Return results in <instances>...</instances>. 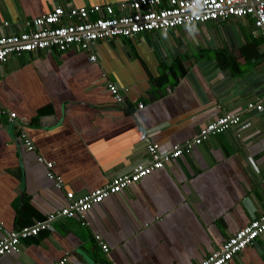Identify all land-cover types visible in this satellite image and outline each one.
Segmentation results:
<instances>
[{"label":"crops","instance_id":"1","mask_svg":"<svg viewBox=\"0 0 264 264\" xmlns=\"http://www.w3.org/2000/svg\"><path fill=\"white\" fill-rule=\"evenodd\" d=\"M118 1L0 0V25L18 31L56 4ZM91 51L94 61L70 48L0 62V238L62 206L65 192L82 194L144 163L142 134L173 143L223 113H237L239 122L93 205L84 223L50 222L0 264H196L264 211V111L245 106L264 94L258 31L251 17H230L100 40ZM227 264H264L262 238Z\"/></svg>","mask_w":264,"mask_h":264},{"label":"built area","instance_id":"2","mask_svg":"<svg viewBox=\"0 0 264 264\" xmlns=\"http://www.w3.org/2000/svg\"><path fill=\"white\" fill-rule=\"evenodd\" d=\"M249 16L264 49V0H122L115 3L74 6L72 4L54 5L47 12L23 20L18 31L3 32L8 27L4 21L0 25V62L8 56H18L37 50H56L59 52L75 48L87 51L88 59L94 61L91 51L97 41L114 37H129L141 32L167 31L183 24L201 23L209 20L222 21L230 17ZM106 89L116 103H123L124 95L117 85L106 83ZM248 110L264 111V94L245 104ZM142 103H137L141 108ZM0 107V112H3ZM8 121L13 122L15 112H7ZM237 113H223L200 126L195 134L173 143H156L147 139L145 151L147 160L137 163L126 172L115 174L108 183L79 195L65 192V203L47 213L31 224L10 230L0 238V256L10 251H18L22 239L37 235L48 228L50 222L59 218L78 217L84 223L83 213L109 195L120 192L128 185L139 181L151 171L163 167L171 159L189 153L191 148L201 144L210 136L236 127ZM27 150L32 149L31 141L25 131L18 133ZM42 160V158H38ZM46 175L60 186V177L51 170V162L44 161ZM261 237L264 242V211L252 215L248 222L228 236L221 244L209 251L196 264H227L234 254L251 245ZM94 239L103 251L105 244L95 234ZM63 259L57 264H62Z\"/></svg>","mask_w":264,"mask_h":264}]
</instances>
